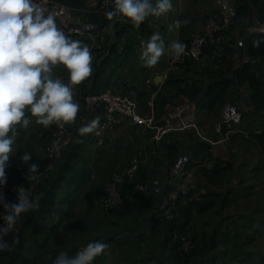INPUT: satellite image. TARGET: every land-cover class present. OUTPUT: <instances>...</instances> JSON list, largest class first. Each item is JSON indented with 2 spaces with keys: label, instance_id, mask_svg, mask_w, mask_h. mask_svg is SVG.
<instances>
[{
  "label": "crops",
  "instance_id": "1",
  "mask_svg": "<svg viewBox=\"0 0 264 264\" xmlns=\"http://www.w3.org/2000/svg\"><path fill=\"white\" fill-rule=\"evenodd\" d=\"M172 3V9L165 15L146 18L145 31L141 25L137 27L117 15L109 19V24L93 39H79L91 49L93 71L89 78L74 86L73 95L79 103L81 95L106 88L122 94L135 90L140 114L146 118L152 115L158 120L170 106L182 100H193L199 104L196 129L159 136L146 127L135 126L123 119L116 131L107 133L104 145L98 146L93 136L88 134L80 137L77 129L97 115L102 119V114H80L71 124L73 137L58 169L42 179L36 187V194L41 197L39 208L23 214L18 221L19 227L25 232L21 245L13 246L12 252L0 253V264H16V253L24 261H33L49 253L55 255L60 250L75 254L95 240L105 241L108 247L95 259L94 264H247L249 254H256L254 245L243 240L244 234L239 232V224L232 225L240 219L253 220L248 215L249 211L235 210L244 208L246 199L254 201L251 212L264 211V149L249 137L247 141L253 145L245 147V153L244 146L232 145L231 139H235L238 134L249 136L255 129L261 133L264 123L248 131L242 124L229 129L222 136H216L214 129L220 119L221 108H202L200 101L203 94L199 90L223 78L234 79L235 72L243 66L242 55L248 36L246 29L254 18L264 15V0H239V6L251 10V14L240 16L231 32L220 35L221 45L209 48L206 57L200 61L185 67H173L170 65L172 56L166 52L157 65L145 67L140 60L141 44L150 38L149 32H160L166 45L173 40H180L187 45L190 33L202 30L204 18L213 8L212 0H172ZM97 5L98 0H86L84 7L75 9L74 21H87L93 14L100 17L96 11ZM185 19L189 23L180 26L175 24V21ZM126 25L130 27L117 38V31ZM114 43L118 44L119 52L125 47L133 51L125 59L118 60L109 54V47ZM108 58L110 60L107 61ZM58 67L54 68V75L67 83L68 80L59 75ZM97 71L102 72L98 78L95 77ZM232 90L235 102H238L240 93L250 98L248 85L233 86ZM152 99L154 106L150 108L148 102ZM27 116L30 124L26 128L20 127L9 159L10 168L6 172L7 183L3 192L9 202L13 199L9 188L14 183H31L26 178L27 165L21 160L17 162L18 153L22 155L30 152L33 155L31 162L38 163L39 168H42L45 146L52 139L57 125L53 123L45 127L37 124L30 113ZM202 142L211 145L212 158L192 159L179 181L180 194L186 195L192 189V196L187 201L188 196L184 197L181 206L188 205L192 200L201 202L210 193L228 198V201L223 205L221 200L210 198L217 203L211 210L199 212L193 209L189 219V225L192 226L190 234L199 239L198 251L188 261H181L170 250L163 248L165 224L155 214L156 209L165 205L167 196L144 195L127 184L123 189V206L107 212L102 207L103 189L111 175L126 169L132 157L137 155L142 159L139 173L141 181L155 178L166 180L173 166L166 164L167 154L176 150L179 153L187 152L192 158V151ZM244 153L247 162L242 164ZM216 164L220 165L222 171L218 179L211 181L209 175ZM242 171L250 182L251 190L246 188L247 191L242 192L234 188L225 196L221 187L228 182L226 185L232 186L233 180ZM0 213H3V208H0ZM235 231L241 236L242 240H238L242 242L235 241L231 245L227 238L233 236ZM262 261L264 253L253 258L251 263Z\"/></svg>",
  "mask_w": 264,
  "mask_h": 264
},
{
  "label": "clouds",
  "instance_id": "2",
  "mask_svg": "<svg viewBox=\"0 0 264 264\" xmlns=\"http://www.w3.org/2000/svg\"><path fill=\"white\" fill-rule=\"evenodd\" d=\"M114 7L105 12L109 19L117 15L139 27L148 17H161L172 7V0H113ZM187 19L175 21L177 26ZM254 48L264 45V36L252 42ZM187 45L173 40L166 45L160 32H154L141 44L140 60L145 67L157 65L166 52L179 60ZM92 52L79 39L67 35L58 26L56 16L38 0H0V253L10 251L19 243L5 237L15 230L23 214L40 206L39 194H32L25 185L16 188L17 200L9 202L3 187L7 183L6 167L12 156L17 126L27 127L31 114L35 122L48 127L53 123L67 124L76 119L80 110L74 99V86L92 74ZM62 66L68 82L54 75V68ZM101 117L97 115L78 127L80 137L99 134ZM33 155L24 152L20 160L27 165L28 183L38 181L39 164L31 162ZM108 244L95 240L75 254L60 250L43 257L44 264H94Z\"/></svg>",
  "mask_w": 264,
  "mask_h": 264
},
{
  "label": "built area",
  "instance_id": "3",
  "mask_svg": "<svg viewBox=\"0 0 264 264\" xmlns=\"http://www.w3.org/2000/svg\"><path fill=\"white\" fill-rule=\"evenodd\" d=\"M50 12L56 16L57 24L64 29L67 35L75 39H93L100 32V25L90 20L75 22V9L54 0H38ZM213 8L207 13L203 21L201 31L192 32L188 38L185 53L179 60L171 58L170 65L173 67H183L190 62H198L206 57L205 49L208 45H221V34L231 32L238 17L237 0H212ZM114 7L113 0H98V13H104ZM261 34L264 36V19L256 17L246 29V35ZM260 61L252 59L243 52L242 65L258 67ZM150 84V81H147ZM248 98L244 93H240L238 102L228 104L221 113L220 121L216 125L215 132L218 136L223 135L224 127L232 129L242 125L243 108L246 107ZM80 114L90 112H100L102 119L99 134H90L94 137V142L98 146L104 145L108 132L116 131L126 119L138 127H146L157 133L159 136L169 134H181L195 130L198 124V108L189 101L178 102L170 106L163 117L159 120L156 117H144L139 112L137 93L130 90L125 94L117 93L111 88L103 89L96 93H86L81 95L79 100ZM151 108L154 100L148 102ZM71 124H57L52 139L45 146V162L42 167L38 181L30 186H25L32 194H35L37 185L42 181L45 174L51 173L64 156V151L70 144L73 131ZM191 159L188 155H181L176 158L171 169V173L166 180L151 179L139 182L138 172L141 160L139 156L132 157L129 166L123 171L114 172L103 190L102 207L105 211H111L123 204V187L126 182L135 183V189L145 195L163 196L166 189H170L167 201L160 211L165 214L167 220L173 218L174 211L178 203V183L188 170ZM19 184L11 186L10 191L14 202L17 200L16 188ZM2 223V222H0ZM19 233L15 228L11 233ZM178 235H173V242L178 241ZM183 242V250L188 251L191 246Z\"/></svg>",
  "mask_w": 264,
  "mask_h": 264
},
{
  "label": "trees",
  "instance_id": "4",
  "mask_svg": "<svg viewBox=\"0 0 264 264\" xmlns=\"http://www.w3.org/2000/svg\"><path fill=\"white\" fill-rule=\"evenodd\" d=\"M54 1L61 2L63 4H66V5L74 8V9H80V8L84 7L85 3H86V0H54ZM239 5H240L239 0H237V11H238L237 19L240 16L251 14V10L243 8ZM99 15H100V17H98V15H95V14L90 15L89 20L93 21V22H97L100 25V32L99 33H101L102 30L109 24V18H107L104 13H99ZM260 18L264 19V15H262ZM237 19H236V21H237ZM129 27H130V25L121 26V30L117 31V38H120L121 35H123ZM141 27H142L143 31H145L147 28V24L145 22H143L141 24ZM149 34H152V33L149 32ZM261 36H263V35L253 34V35L247 36V38L245 40V48L243 50V52L246 54V56H248L252 59L259 60L261 64L258 67H253L250 65H244L235 72L233 80L223 78L219 81H215L212 84L207 85L204 89H200L199 92H202V94H203V97L201 98V101H200L202 108H205L208 110H214V109H218V108L223 107L226 103L235 102L236 97H235L234 92L232 90L233 86L248 85L249 89L251 90L250 98L247 99L246 103H245L246 108L247 109L249 108L248 113H250L254 116L256 114H260V115L264 116V73L261 71H258L260 66H262L264 64V45H262L259 48H254L253 44H252L254 39L261 37ZM73 39H75V38H73ZM215 46L216 45H208L205 49L206 55H207L208 49L209 48L214 49ZM132 51H133L132 48L125 47L122 52H119L118 51V44H116V43H114L111 47H109V54L114 55L116 58H118V60L125 59L128 56V54L131 53ZM108 60H110V59L108 58L107 61ZM194 63H196V62H190L185 66H189L190 64H194ZM185 66H183V67H185ZM58 73L60 76L64 77L66 80H68V73L62 66L58 67ZM100 74H102V72L97 71L95 77L98 78V76H100ZM97 92H99V91H97ZM90 93H96V92H90ZM26 115H27V112H26ZM19 130H20V127L17 126V133L19 132ZM228 130L229 129L227 127H224L223 134H225ZM256 130L257 129H255V131L250 132L249 137L253 138L255 141H257L264 149V128H263L261 133L256 132ZM211 151H212V147L210 144L205 143V142L198 143L196 145L195 149L192 151V158L190 157L191 162H190L189 166L192 163V159L195 161H198V160H202V159L212 158ZM20 155H21V153H18V160H17L18 163L20 162ZM9 168H10V163L8 161V164L6 167V172L9 170ZM221 171H222V169H221L220 165L216 164L214 167L213 173L210 175L209 179L211 181H214V179H218L220 174H221ZM139 173H140V170H139L138 175H137L138 176L137 180L139 182H145V181L140 180ZM14 184L30 186V185L22 184V183H14ZM127 184H130L135 189V183L128 181V182H126L124 187ZM124 187H123V189H124ZM10 188H9V192L11 194ZM135 191H137V190L135 189ZM169 191H170V189L167 188L166 192L164 193L163 196H155V195H148V196L162 198V197L167 196ZM138 193H140V192H138ZM35 194H36V191H35ZM11 196H13V195L11 194ZM187 196L190 197L192 195L188 194ZM184 197H186V196H182L179 193L178 201L182 200ZM210 198L221 200L223 205L225 203H227V201H228V198L221 197V196L215 195L213 193H210V194L206 195V197H204L203 201H201V202L197 201V200L190 201L188 203V206L186 207V209L184 211H182V215H184L186 217V220L188 221L191 217V213H192L193 209H196L199 212H206L208 210H211L214 206L217 205V203L215 201L209 200ZM123 202H124V194H123ZM122 206H123V204L120 207H122ZM120 207L112 209L110 212L116 211ZM159 212H160V209H156L155 214L159 213ZM161 215L162 214L160 213L158 216H161ZM162 220L164 221L163 218H162ZM171 222L172 221L166 222V227H168L167 231L172 232L174 230V228H176V226H177L179 228V232L182 234L184 233V229H185L184 224L185 223H183V221L181 222V219L178 221L177 225L174 227H172L174 224H173V222L172 223ZM16 228L19 229V233H15V232L11 233L7 237V240L12 241L16 237H19V243L18 244L21 245L25 232L23 231V229H21V227H19V225L16 226ZM173 235L174 234L172 233L169 236L168 241L173 242ZM18 244H16V245H18ZM175 248L176 247H173L172 253L176 257V256H178V254H180V252L177 253L176 252L177 250ZM11 252H12V250H11ZM44 256L45 255H41L39 257H36L33 261H31V260L24 261L25 259L20 258V255H17V253H16L15 259H17L16 264H44V261H43Z\"/></svg>",
  "mask_w": 264,
  "mask_h": 264
},
{
  "label": "rangeland",
  "instance_id": "5",
  "mask_svg": "<svg viewBox=\"0 0 264 264\" xmlns=\"http://www.w3.org/2000/svg\"><path fill=\"white\" fill-rule=\"evenodd\" d=\"M97 9H98V5H97V8H96V11H97ZM258 71H261V72L264 73V64L262 66H260ZM234 95H235V93H234ZM238 96H239V94H238ZM182 101H189L192 104L196 105L197 108H198L199 104L197 102H194L193 100H182ZM182 101H180V102H182ZM233 103H235V102L226 103L223 107H221V110H220V113H219V117H221V113H222V110L224 109V107L226 105H228V104H233ZM219 121H220V119H219ZM219 121L217 122V124L219 123ZM263 122H264V116L263 115L256 114L254 116V115L248 113V109L246 107L243 108V120H242L243 126L242 127L245 128L247 131L252 129V127H255L258 124H261ZM216 125H215V128H216ZM214 131H215V129H214ZM214 133H215L216 136H218L216 134V132H214ZM188 135H192V134L188 133ZM212 138H214V137L212 136ZM248 138H249L248 135L238 134V135L235 136V139H231V143H232V145H234V144L238 145L239 144L240 146H244V151L246 153L245 147L253 145V143L251 141H247ZM234 140L236 141V143L234 142ZM245 153H244V160L242 161V164L247 162V160H245V158L247 159V157H246L247 155ZM180 155H188L189 157H191L187 152L186 153H184V152L183 153H179L178 151L173 150V151H171V152H169L167 154L168 158H167V163L166 164H168L169 166L172 165L174 163L175 159L178 156H180ZM137 156H139V155H137ZM63 158H64V156H63ZM63 158L61 159V161L63 160ZM140 160L142 161L141 157H140ZM59 163H58V165H59ZM57 166L51 173L43 175L42 179L46 178L47 175L51 176L52 173L55 172L58 169ZM140 167H141V164H140ZM39 171L41 172L42 168H39ZM181 179H180V181H181ZM33 183H34V181L29 183V184H27V185H32ZM226 184H229V182L226 183ZM226 184L221 187L223 189V194L225 196L229 195L234 188H236L239 191H242V190L243 191H247L246 188L251 190L250 189V182L246 180V176H245V172L244 171L238 173L237 177L232 182V186L231 185L228 186ZM251 187H253V184L251 185ZM225 188H226V190H224ZM177 191L180 193L179 183H178V190ZM191 191H193V190L191 189ZM191 191L190 192L187 191L188 193L186 195H182V196H187L188 194L191 193ZM12 198H13V196H12ZM189 198L190 197H188L186 199V201ZM12 202H14V198L12 199ZM181 203H182L181 200L178 201L177 208L174 211V214H173L174 216H173V218L171 220H167L166 216H165V214H163V212L161 213L162 215L159 216V217H162L164 219V224H165V229H164V233H163L164 236H165V239H164V242H163V246H164L163 248L173 252L172 251L173 247H176L175 249L177 251L176 250L175 251L177 253L180 252V254H178V258H180L181 261H188L198 251L197 242L199 241V239L198 238H194L192 236V234H190V232H192V226L189 225V220L187 221L186 217L184 215H182V211H184L188 205L186 204L184 207H182ZM244 205H245L244 208L243 207H241L239 209L235 208V210L237 212H242V211L248 212L249 211L250 213L248 215L252 216L251 219H253V220H241L240 219V220H238V222H236V224H233L232 227L235 226V225L237 226L239 224V226H238L239 229L238 230H239V232H242V234H244V236H243L244 239L243 240L246 243H250L251 245H254V249H255L254 251H255L256 254L255 255L249 254L250 259H248L249 262L247 263V264H252L251 261L253 260V258L257 257L259 254H263L264 253V211H262V210H256L255 211L254 210L253 212H251L252 209H253V206H254V201L252 199H246L245 202H244ZM230 210H231V208H230ZM107 212H110V211H107ZM159 214H160V212L156 213L157 216ZM180 219H181V222L183 221V223H185L184 224L185 225V229H184V233L183 234L179 232V228L176 226ZM257 219H260V221H257ZM169 221L173 222L174 225L172 227L176 226V228H174V230L172 232L167 231L168 227H166V222H169ZM0 222H2V221H0ZM255 222H258V224L255 223ZM16 226H18V223H17ZM172 233L178 235L179 238H178L177 242L168 241L169 236ZM238 238H241V236L238 234V232L235 231L233 236L229 235V237L227 238V242L229 244H231V245L235 244L234 243L235 241L242 242V241L238 240ZM241 240H242V238H241ZM183 242L184 243H188L187 245L191 246V248L188 251L183 250ZM257 264H264V261L257 262Z\"/></svg>",
  "mask_w": 264,
  "mask_h": 264
}]
</instances>
